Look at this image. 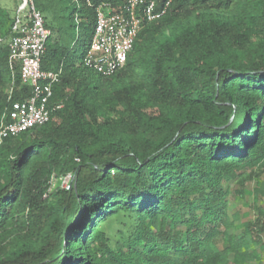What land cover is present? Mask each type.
<instances>
[{
	"label": "trees",
	"instance_id": "obj_1",
	"mask_svg": "<svg viewBox=\"0 0 264 264\" xmlns=\"http://www.w3.org/2000/svg\"><path fill=\"white\" fill-rule=\"evenodd\" d=\"M34 1L63 106L0 145V264H263L264 0H162L111 77L84 59L123 0ZM21 3L0 0V123L32 96L8 42ZM249 195L254 218L231 206Z\"/></svg>",
	"mask_w": 264,
	"mask_h": 264
},
{
	"label": "built area",
	"instance_id": "obj_2",
	"mask_svg": "<svg viewBox=\"0 0 264 264\" xmlns=\"http://www.w3.org/2000/svg\"><path fill=\"white\" fill-rule=\"evenodd\" d=\"M162 4V0H123L119 9L111 3L101 4L97 9L92 42L84 59L85 66L105 77H111L122 69L142 26L162 19L167 13L170 1ZM20 12L22 20L14 26L15 35L10 41L11 63H20L22 83L32 88V96L13 102L7 108L0 123V145L9 137L44 126L53 112L63 106L52 102L54 87L61 81L63 68H42L51 31L45 26L34 0H22ZM62 179L63 187H70L73 176Z\"/></svg>",
	"mask_w": 264,
	"mask_h": 264
},
{
	"label": "rangeland",
	"instance_id": "obj_3",
	"mask_svg": "<svg viewBox=\"0 0 264 264\" xmlns=\"http://www.w3.org/2000/svg\"><path fill=\"white\" fill-rule=\"evenodd\" d=\"M14 17H15V25L17 24L18 21H21L22 20V13L20 12V8H16L14 10ZM13 31H14V27H13ZM12 37L8 40V42L10 43ZM78 50V53H79V47L77 48ZM63 179H54L53 182H52V189L54 190L56 187L58 186H63L62 184V181ZM234 185V184H233ZM231 206H232V209L233 210H240L241 212H249V209L247 208L248 206H244L243 203H247L249 206H252L253 205V196L252 195H249L246 197L245 201H242V202H239V203H234L233 202V199L231 200ZM250 208V207H249ZM250 213H251V218H254L255 216V209L253 208V206L250 208ZM236 225H239V223H236ZM235 231H237L239 234L241 232V228L238 229V230H235L234 228L232 230H230L231 233H234ZM264 255V254H263ZM264 261V260H263ZM264 264V262H263Z\"/></svg>",
	"mask_w": 264,
	"mask_h": 264
}]
</instances>
